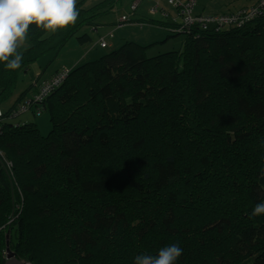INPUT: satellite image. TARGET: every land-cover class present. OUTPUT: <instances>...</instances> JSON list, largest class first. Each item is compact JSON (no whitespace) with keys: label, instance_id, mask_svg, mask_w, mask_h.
<instances>
[{"label":"trees","instance_id":"1","mask_svg":"<svg viewBox=\"0 0 264 264\" xmlns=\"http://www.w3.org/2000/svg\"><path fill=\"white\" fill-rule=\"evenodd\" d=\"M110 1L87 9L82 0L76 23L54 34L31 27L22 67L0 64L6 116L50 80L15 95L18 78L34 65L43 72L42 57L82 27L97 30ZM164 10L139 21L183 33L181 49L148 56L127 40L75 66L44 100L47 135L5 118L0 264L9 228L11 249L30 264H134L173 243L183 249L177 264H264V215H251L264 201V16L175 31L182 20Z\"/></svg>","mask_w":264,"mask_h":264},{"label":"clouds","instance_id":"2","mask_svg":"<svg viewBox=\"0 0 264 264\" xmlns=\"http://www.w3.org/2000/svg\"><path fill=\"white\" fill-rule=\"evenodd\" d=\"M134 2L135 0H133L130 5L132 13L134 11L132 8ZM77 3L78 0H0V64H4L5 68L8 70L20 69L24 57L18 49L25 44L31 27L35 26L37 29H42L46 34H54L57 30L65 29L69 25L75 24L79 16ZM127 16L128 21H130L132 18L130 15ZM261 16H264V12L257 17ZM140 25L144 24L140 22ZM114 29L115 27L109 31L112 32V36H109V32H107L102 37L108 41V37L112 38L114 36ZM99 43L101 46V39ZM110 45L111 43L108 41L107 46ZM63 67L68 68L67 66ZM71 69L72 68H69V72ZM59 71L58 69L48 77H53L55 74L59 73ZM33 89L37 91L38 88L35 87ZM28 95H30V93ZM0 108L5 113V110L1 106ZM43 112H45V109ZM42 113H34V115H41ZM15 117H9L7 115L5 118H8L10 122V120ZM5 118L2 120V124L4 120H6ZM16 124L19 125L21 122ZM2 155L3 154L0 156ZM9 163L11 164L12 162H7L8 166ZM251 215H264V201L256 203ZM182 252L183 249L179 244L173 243L169 246L162 247L155 256L149 254L137 255L134 264H177V260L182 255ZM5 253L7 254V252Z\"/></svg>","mask_w":264,"mask_h":264},{"label":"rangeland","instance_id":"3","mask_svg":"<svg viewBox=\"0 0 264 264\" xmlns=\"http://www.w3.org/2000/svg\"><path fill=\"white\" fill-rule=\"evenodd\" d=\"M117 1L119 3H118V5H117V7L115 9V13L117 12V13L121 14V13L125 12L128 9V4L126 6V1L125 0H117ZM156 1L157 0H152V2H151V0H143L141 2V5H139L138 8H142V9H144L146 11L148 10V14H150L149 13V7L151 5H153V4H155ZM198 1H199L200 4H204L205 3V1H203V0H198ZM245 1L251 2V0H245ZM161 4L172 15H176V16L179 17L180 20H182V16L178 15L177 8L173 4L169 3L168 0H161ZM247 5L249 6L251 4H247ZM222 6L223 7H230V9L228 11H225V12L222 11V12H210V13H226V12L236 11L235 10L236 6H239V4H238V0H226V2ZM241 6L243 7V5H241ZM212 7L213 6H208L206 8H202V6H200L198 8V11L204 13V11L212 9ZM129 14H127V15H129ZM155 16H158V17L163 16L162 11L161 10L157 11ZM135 24H138V22H136ZM135 24H130L128 22V23H125V24H123L121 26L115 27V29H114V37L113 38L108 37V41H109V43H111V45L107 46V47H101L99 41H98L97 44L95 43V40H96L95 37L97 35L92 32L91 26H88V25H86L82 29H80L79 32L77 34H75L71 38V40L75 44H79L78 38H77L79 35L83 34L84 32H87V33H89V35L92 36V40L90 42H88V44H87L88 47H94V50H91L90 56H88V58H87V59H90V60L96 59V58L100 57L101 55H103L104 53H107L110 50L119 47L122 43H124L127 40H133V41H136V42L141 43V44H146L148 46L147 49H146V53H147L148 56H153V55H156V54H160V53H163V52H165L167 50L171 51V50L181 49L182 43H183V39H184V34L183 33H181L179 35L176 34L174 36H169L170 34H169L167 28L160 29V28L149 26V24L146 23L145 26L142 29H140L139 26L135 25ZM113 28L114 27H112L111 30ZM99 30L102 32L101 27L99 28ZM155 30H158V32H156ZM148 32L149 33L150 32L154 33L155 42L156 41L161 42L163 40H164V42L152 44L150 41L146 40L147 38L140 37V35H142L143 33L147 34ZM30 41H31V39H30L29 34H28V38H27L25 44L20 49H18V51H20L22 53L23 49L28 46ZM165 41H167V42H165ZM53 55L54 54H46L42 58H44V60L46 61V60L52 58ZM62 59H67V58L65 56H63ZM87 59H84L82 62H80V64L84 63ZM58 61H59V59L57 58L56 61L51 62L50 63L51 65L49 64V68L50 69L51 68L55 69L59 65ZM40 64L43 67H45L46 62H45V64L40 62ZM63 68L64 67L62 66V68H59V70L61 71ZM69 68H71V67H68V69ZM34 71H36V69H34ZM20 82H21V84H23L22 88H24L32 81H31L30 77L28 78V74H27L25 79H24V77H19L18 78L17 83H20ZM22 88H20V89H22ZM14 90H15V88H12V90L7 94V97H13ZM35 91H36L35 89L31 90L30 94H34ZM171 96H174V103H173V106H174L175 100H176V96H177V89H174V91L172 92ZM22 120H28L30 122H34L37 125V127L39 128L40 132L42 134H44V135H47L49 133L50 129H51V123H50V120H49V112H47V111L43 112L41 115H34L33 108H29L27 111L21 113L18 117H15V118L11 119L10 122L16 124L17 122H21ZM1 154H3V150L0 148V155ZM22 207H23L22 205L19 206V208H22ZM8 223H10V222H8ZM9 232H10V228L7 230V232L5 234V238L7 239V237H8L9 245H10ZM10 249H11V246H10ZM11 250H12V254L13 255L9 257L8 255H9L10 252L7 251V240H6V250H5V252H7V254H6L5 264H19L20 262H23V261L27 262L28 264H30L26 259L19 258L16 255V252L13 249H11Z\"/></svg>","mask_w":264,"mask_h":264},{"label":"built area","instance_id":"4","mask_svg":"<svg viewBox=\"0 0 264 264\" xmlns=\"http://www.w3.org/2000/svg\"><path fill=\"white\" fill-rule=\"evenodd\" d=\"M141 0H135L132 8L135 9ZM169 3L173 4L180 16H182V23L180 26L175 28V31L182 29H191L197 27V29H212L213 27L230 29L234 27H240L246 24L248 21L253 20L264 12V0H259L256 4L242 7L240 10L226 12V13H214L209 15H196L192 11L197 3V0H168ZM161 10L163 14L168 13L164 10V6L161 4V0H157L155 4L150 7V13L155 14ZM128 21L127 15H122L118 20V26L123 25ZM112 32H109V36H112ZM108 45V41L102 37L101 46L105 47ZM69 73L68 68H63L59 73L55 74L47 82H43L38 86L37 91L34 94L26 96L20 101L16 107H14L8 114L9 117H15L19 114L27 111L29 108H33V112L40 114L44 111V100L49 95L54 87H58L67 77ZM6 117L3 110L0 108V127L2 120ZM9 166L11 164L9 163Z\"/></svg>","mask_w":264,"mask_h":264},{"label":"crops","instance_id":"5","mask_svg":"<svg viewBox=\"0 0 264 264\" xmlns=\"http://www.w3.org/2000/svg\"><path fill=\"white\" fill-rule=\"evenodd\" d=\"M81 1L82 0H78V3H81ZM100 1H102V0H85V3H83L84 5L83 6H86L87 7V9L88 8H90V7H92V6H94V5H96L98 2H100ZM126 1V6H127V4H128V9L125 11V12H123V13H115V9H116V7H117V5H118V1L117 0H111L110 2H107V3H103L100 7H99V9H100V11H103L100 15H99V17L97 18V23L96 24H98V29L97 30H95L94 28H92V26H91V30H92V32L94 33V34H96L97 36L95 37V43L97 44L98 43V41L100 42V39H101V36L102 35H105L107 32H109L110 31V29L112 28V26L114 25V24H116L117 23V20L120 18V16L121 15H124V14H129L130 15V17H132V19H130V21H128L130 24H135L136 22H138V24H135V25H138L139 26V28L140 29H142L144 26H145V22H143L142 24H144L143 26L142 25H140V22H141V20L139 21V18H141V17H143V16H148L149 14H148V10L146 11V10H144V9H142V8H138L137 9V11L136 12H134V13H132L131 12V8H129L130 7V5H131V2L133 1V0H125ZM143 1V0H142ZM203 1H205V3L204 4H200L199 3V1L197 0V5H198V7H196L195 8V12H200V11H198V8L200 7V6H202V8H206V7H208V6H213L212 7V9H210V10H207V11H204V13L203 14H212V13H210V12H222V11H228L229 9H230V7H223L222 5L226 2V0H203ZM258 0H251V2H248V1H245V0H238V4H239V7L241 6V5H246V6H248L247 4H253V3H255V2H257ZM151 2H152V0H151ZM152 4V3H151ZM141 5V4H140ZM196 5V6H197ZM206 12V13H205ZM154 17H156V18H162V17H164V15L163 16H161V17H158V16H155L154 15ZM135 20V21H134ZM128 22H126V23H128ZM90 26V25H89ZM149 26H152V27H156V28H160V29H163V28H165V27H163V26H160V25H151V24H149ZM101 27V29H102V32L99 30V28ZM83 28V27H82ZM81 28V29H82ZM109 30V31H108ZM156 32H158V30H155ZM77 34V33H76ZM73 37V36H72ZM71 37V38H72ZM79 37V36H78ZM77 37V38H78ZM114 37V36H113ZM112 37V38H113ZM140 37H143V38H147L146 40L147 41H150V42H152V41H154L155 39H154V33L153 32H148L147 34H142V35H140ZM71 38L70 39H68V41H67V43L64 45V46H62L57 52H56V54H55V51H53V52H50V53H48V54H54L55 55V58L57 59H59V61H58V66L55 68V69H53V68H49V64H50V62L48 63V61H49V59L48 60H44V58H42V61H40L41 63H44L45 64V62H46V65H45V68H44V71L43 72H45L44 74H43V72H41V70L39 69V67H37L36 65H34L33 66V68L32 69H30L27 73H25L24 75H23V77H24V79L26 78V76H27V74H28V78L30 77L31 78V81L32 82H34V84H35V82L39 79V78H41V77H47V76H50L51 74H53L54 72H56L59 68H61L62 66H67V67H71V68H73V67H75V66H77V65H79L80 64V62H82L84 59H87L88 58V56H90V52H91V50H94V47H88V42H90L91 40H92V36L90 35V39H89V41H86V42H82V41H80V39L78 38V42H79V44H75L74 42H72V40H71ZM167 44V43H166ZM53 55V56H54ZM63 56H65L67 59H62V57ZM99 58V57H98ZM51 59V58H50ZM56 59L54 60V61H56ZM92 59V58H91ZM97 59V58H96ZM92 60H95V59H92ZM86 61H91L90 59H87ZM51 65V64H50ZM47 68V69H46ZM34 69H36V71H34ZM46 69V70H45ZM18 89H17V91H16V93H15V95H17L21 90H23L24 88H22L23 86V84H21V82L20 83H18ZM20 88H22V89H20ZM33 90V89H32ZM14 95V94H13ZM14 95V96H15ZM24 122H30V121H28V120H22L21 121V123H24ZM17 123H19V122H17Z\"/></svg>","mask_w":264,"mask_h":264},{"label":"water","instance_id":"6","mask_svg":"<svg viewBox=\"0 0 264 264\" xmlns=\"http://www.w3.org/2000/svg\"><path fill=\"white\" fill-rule=\"evenodd\" d=\"M6 240H7V251H9V252H10L8 256L10 257V256H12L13 254H12V250L10 249V245H9V240H8V237H7V239H6Z\"/></svg>","mask_w":264,"mask_h":264},{"label":"bare ground","instance_id":"7","mask_svg":"<svg viewBox=\"0 0 264 264\" xmlns=\"http://www.w3.org/2000/svg\"><path fill=\"white\" fill-rule=\"evenodd\" d=\"M19 264H28V263L23 261V262H20Z\"/></svg>","mask_w":264,"mask_h":264}]
</instances>
